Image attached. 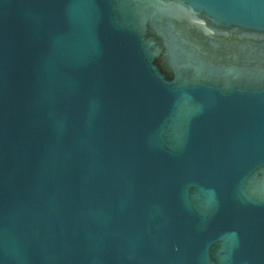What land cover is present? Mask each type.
Wrapping results in <instances>:
<instances>
[{
	"label": "water",
	"instance_id": "water-1",
	"mask_svg": "<svg viewBox=\"0 0 264 264\" xmlns=\"http://www.w3.org/2000/svg\"><path fill=\"white\" fill-rule=\"evenodd\" d=\"M0 264H264V0H0Z\"/></svg>",
	"mask_w": 264,
	"mask_h": 264
}]
</instances>
